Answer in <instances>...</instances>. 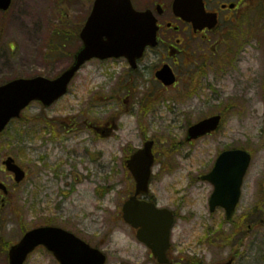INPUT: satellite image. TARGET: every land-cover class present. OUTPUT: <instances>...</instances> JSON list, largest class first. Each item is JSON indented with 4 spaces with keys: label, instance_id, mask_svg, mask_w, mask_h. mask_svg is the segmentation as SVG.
<instances>
[{
    "label": "rangeland",
    "instance_id": "obj_1",
    "mask_svg": "<svg viewBox=\"0 0 264 264\" xmlns=\"http://www.w3.org/2000/svg\"><path fill=\"white\" fill-rule=\"evenodd\" d=\"M93 1L14 0L9 12H0V85L20 77L54 78L65 70L72 61L71 54L82 44L77 33ZM260 43L258 39L250 41L237 62L230 57L227 65L218 62V69L209 68L208 80H188V91L180 88L166 95L169 103L161 104L153 114L145 112L143 124L137 114L118 116L120 130L106 141L93 133L79 132L64 137L59 144L45 142L48 135L40 131L44 124L37 123V132L45 138L42 140L32 138L28 122H13L0 136V167L12 156L29 175L12 193L13 209L5 210L0 264H8L6 242H18L28 229L49 222L101 248L108 256L107 264H157L120 218L123 203L133 189L123 159L130 149L143 146V137L164 143L159 147L161 159L158 156L151 194L162 207L179 216L172 234V255L181 264H217L235 255L239 256L237 264H264V49H259ZM219 54L223 57L224 51ZM240 54L237 51L235 56ZM123 70L122 62L87 64L68 96L51 112L60 118L81 112V124L108 118V114L117 112V106L102 97L110 98L113 86L123 82ZM109 74L113 75L110 80ZM170 104L175 111H169ZM234 104L239 107L226 115L215 135L185 143L189 124ZM41 109L34 105L26 114L38 116ZM171 143L175 152H171ZM228 148L245 149L253 156L241 202L230 222L222 209L210 212L213 186L198 179ZM89 151L100 159L92 161ZM73 174L78 176L75 182ZM0 178H5L1 169ZM257 206L258 211L253 212ZM9 209L13 210L11 214ZM250 225L253 228L249 230ZM27 264L55 263L40 251Z\"/></svg>",
    "mask_w": 264,
    "mask_h": 264
},
{
    "label": "water",
    "instance_id": "obj_2",
    "mask_svg": "<svg viewBox=\"0 0 264 264\" xmlns=\"http://www.w3.org/2000/svg\"><path fill=\"white\" fill-rule=\"evenodd\" d=\"M12 0H0V10L7 11ZM178 16L193 22L196 27L204 23L203 0H175ZM156 23L150 12H137L131 0H95L94 7L81 32L84 47L76 55L74 64L56 80L45 77L17 79L0 87V133L13 118H19L32 101L50 106L67 93L68 85L83 64L93 58L108 59L127 57L131 62L140 58L148 45L156 43ZM163 81L172 84L174 78L167 71L161 73ZM220 117L201 121L189 129L188 141L215 131ZM152 143L136 153L128 162L136 183V195L124 206V219L135 228H141L138 237L147 243L160 262L169 241L173 214L159 210L152 203L138 200L140 194L149 192V182L154 165ZM251 162L244 151L223 153L214 171L204 177L215 185L211 210L217 206L226 209L231 219L240 200L243 178ZM8 169L15 172L17 181L25 174L10 159ZM0 188L3 186L0 184ZM39 245L50 248L61 264H105L106 257L86 243L61 229L42 228L28 233L21 243L11 250V264H24L28 255ZM230 264V263H228Z\"/></svg>",
    "mask_w": 264,
    "mask_h": 264
},
{
    "label": "flooded vegetation",
    "instance_id": "obj_3",
    "mask_svg": "<svg viewBox=\"0 0 264 264\" xmlns=\"http://www.w3.org/2000/svg\"><path fill=\"white\" fill-rule=\"evenodd\" d=\"M132 1L136 9L150 10L155 16L158 25V45L147 48L136 67L130 66L126 59H122L124 70L121 80L125 81L120 91L124 96L118 98L122 103V112L136 109L143 111L147 109L145 104L147 101L150 102L148 100L150 98L174 94L179 92L180 88L188 91V80H208L209 68L219 67L218 58L213 59V56L219 54V51L229 43L230 38H234L236 45L244 43L245 38L254 31L257 16L264 17V0H204L206 13L212 19H216L217 25L213 28L195 30L192 23L175 15L174 0ZM231 55L228 50L225 57ZM166 66L177 78V82L170 87L163 85L157 79V73ZM67 128L69 129L67 133L77 131L75 124L67 125ZM114 128L116 126L109 122L89 124L87 132L104 140L112 135ZM50 131L52 136H55L54 130L50 129ZM77 179V175L73 174V181ZM36 251L44 252L55 264H58L44 247Z\"/></svg>",
    "mask_w": 264,
    "mask_h": 264
}]
</instances>
